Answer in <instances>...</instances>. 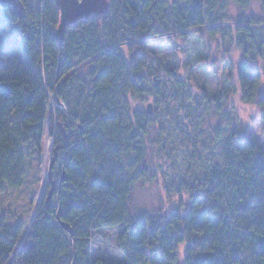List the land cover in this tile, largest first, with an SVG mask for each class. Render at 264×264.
<instances>
[{
  "label": "trees",
  "instance_id": "1",
  "mask_svg": "<svg viewBox=\"0 0 264 264\" xmlns=\"http://www.w3.org/2000/svg\"><path fill=\"white\" fill-rule=\"evenodd\" d=\"M21 1L24 20L0 13V187L26 190L40 175L47 133L52 158L28 227L0 214V264H264V148L235 130L207 126L205 136L206 116L227 117L229 91L193 102L148 41L188 42L199 28L217 38L229 3L244 11L257 1L264 17V0H110L61 46L53 0ZM227 35L245 59L235 67L240 101L264 112V19L241 17ZM148 98L152 115L135 106ZM161 177L175 211L132 215L135 187ZM107 230L118 231L117 261L92 254Z\"/></svg>",
  "mask_w": 264,
  "mask_h": 264
},
{
  "label": "rangeland",
  "instance_id": "2",
  "mask_svg": "<svg viewBox=\"0 0 264 264\" xmlns=\"http://www.w3.org/2000/svg\"><path fill=\"white\" fill-rule=\"evenodd\" d=\"M130 1L134 6H137L138 0ZM222 14L227 21L220 24L219 27L224 28L227 34L241 17L261 21L264 19L261 6L257 1H252L244 11L229 3ZM227 34L212 39L209 37L206 28H199L186 32L188 42H185L184 38L179 35L174 34L148 41L152 45L154 58L174 70L176 78L185 84V94L193 102L200 103L203 95L212 101L218 95V91H229L225 110L227 117L223 119L214 113L208 117L206 116L203 121L204 126L201 128L205 136L208 135V132L211 134V132L217 131L218 128L224 130L223 133L235 130L241 138L254 139L259 146L264 148V127L261 124V116L264 115V112L255 105H246L240 101L235 67L238 62L245 59L239 50L231 46ZM259 65L262 70V88L264 91V71L262 69L264 63ZM174 97L172 96V99ZM161 100H164V98ZM153 102L154 98H148L144 103H136L135 106L146 110L147 105H152ZM175 106L177 107V104ZM48 110L49 115H51L54 110L53 100H50ZM61 110L64 113L63 107H61ZM189 120L191 118L185 122L187 124L184 128L186 133L193 126L191 125L189 128ZM228 124L230 126H227ZM207 126L211 132L209 130L207 132ZM47 135L44 138L40 175L32 178V183L29 184L26 190L10 189L6 185L0 187V214L7 212L14 216L16 222L26 221V228L31 223L43 197H45V185L52 158V142ZM175 146H177V143ZM166 181L165 178L163 180L161 177L153 184L135 187L131 200L132 215L162 210L169 214L175 211L176 199L168 203L165 195L161 193V185ZM184 199L186 201V196H184ZM163 202H166V204L163 205ZM117 233V230L103 231L93 241V256L108 257L116 261L121 259L117 245ZM184 249V246H182L181 254H184Z\"/></svg>",
  "mask_w": 264,
  "mask_h": 264
},
{
  "label": "water",
  "instance_id": "3",
  "mask_svg": "<svg viewBox=\"0 0 264 264\" xmlns=\"http://www.w3.org/2000/svg\"><path fill=\"white\" fill-rule=\"evenodd\" d=\"M59 14V23L54 32V37L61 46L64 42L65 32L76 27L80 22H87L107 15L110 11V0H53ZM10 8L18 20L25 18V6L21 0H0L1 9ZM146 113L152 115V105L148 104ZM62 211L59 210L56 219L63 229L71 233L68 226L61 223Z\"/></svg>",
  "mask_w": 264,
  "mask_h": 264
}]
</instances>
